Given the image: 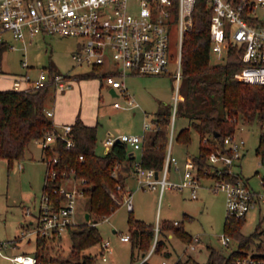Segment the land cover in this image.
I'll return each mask as SVG.
<instances>
[{
	"label": "built area",
	"instance_id": "2783aa9c",
	"mask_svg": "<svg viewBox=\"0 0 264 264\" xmlns=\"http://www.w3.org/2000/svg\"><path fill=\"white\" fill-rule=\"evenodd\" d=\"M211 9L209 19V49L215 62H224L233 46L239 53L241 66L236 72L239 80L259 83L264 88V0H206ZM195 0H0V55L7 48H24L36 35L57 34L74 37L78 41L71 57L76 64L87 65L97 70L101 80L115 88L118 96L126 98V104L118 100L113 105L135 106L137 101L128 92L124 78L130 74L160 73L168 69L172 58L169 45V29L176 25L178 30V52L174 77H181V44L183 33L192 23V11ZM2 50V51H1ZM24 64V62H22ZM92 70V71H93ZM0 71L1 65H0ZM73 73L40 69L34 77L22 74L12 77L14 89H36L43 86L54 90H65L74 78ZM77 77V76H76ZM181 96L178 86L173 95L171 106L168 142L161 169L144 167L139 158L134 159L132 171L137 187L157 188L159 195L166 187H188L191 197H196V188L201 185L200 178H211L210 186L224 192L225 216L227 218H245L250 210L264 205V190H253L239 172L233 169L235 162L243 153L245 140L235 135V131L224 137L226 150L214 148L207 154L209 167L196 173V164L190 155L183 160L180 179L170 177V171L179 170L178 158L172 151L173 121ZM51 116L52 111L46 110ZM152 122H144L143 133L108 134L103 144L109 148L115 141L126 142L133 150H141L145 130L152 127ZM71 123H63L59 129L66 147L73 144L68 134ZM41 149L47 148L55 141V134L48 132L34 139ZM132 150V151H133ZM79 158H83L80 153ZM46 169L44 182L55 179L58 174L54 164L57 155H45ZM157 171V176H155ZM59 183L53 185L52 191L62 196L57 201L50 199L47 191L42 190L40 204L34 217L25 224L17 237L5 239L0 237V256L9 259L12 264H40L42 260L30 252L15 251L7 253L8 247L17 246L21 238L33 233L36 236L50 237L66 234L68 228L76 224V198L80 195L83 177L64 170L60 173ZM79 185L66 187L63 180ZM264 187V175L260 180ZM117 188H121L118 183ZM123 201L128 209L132 208L131 192H123ZM27 215L31 214L28 207ZM178 221L174 220L176 224ZM23 225V224H22ZM158 224L155 226V235ZM121 240H128L129 234L120 233ZM199 240L192 235L187 246L194 248ZM222 245L228 246L233 240L223 231L219 235ZM155 242V238H154ZM154 244L148 251L153 250ZM97 253L103 260L112 251L108 239H101L96 244ZM175 262V261H174ZM173 262V264H174ZM47 264H52L48 262ZM226 264H264V254L252 248L230 257Z\"/></svg>",
	"mask_w": 264,
	"mask_h": 264
},
{
	"label": "rangeland",
	"instance_id": "374dc122",
	"mask_svg": "<svg viewBox=\"0 0 264 264\" xmlns=\"http://www.w3.org/2000/svg\"><path fill=\"white\" fill-rule=\"evenodd\" d=\"M77 39L70 36H60L57 34L36 35L31 43H27L24 48H7L1 54L0 85L10 86L11 77L28 74L31 77L37 75L40 69L58 72H91L94 68L76 64L71 57L76 49ZM169 45L172 50V58L168 64V69L160 73H141L125 76L124 81L128 92L135 98V106L114 107L113 101L118 100L121 104H126L123 95H111L108 91L109 85L101 80L97 70H93L91 75L79 76L73 74L70 80L71 87L65 90H54L50 88L45 102L63 116L70 110H75L72 123L77 115L91 117L96 124L95 151L103 152L107 148L103 144L104 138L108 134L118 135L120 133H143V123L151 122L156 110L165 103L172 106L173 95L176 91L180 79L174 77L176 68V57L178 52V30L173 25L169 29ZM210 61L215 62V57L211 54ZM24 62V64L22 63ZM181 78V77H180ZM181 100L183 96L180 94ZM178 106V105H177ZM178 108V107H177ZM80 110V111H79ZM80 112V113H78ZM83 116V117H82ZM56 126L62 122H67L66 117L53 119ZM186 116L176 114L174 118L173 132L187 125ZM264 132L263 119H255L251 122L239 121L236 125L235 135L243 137L245 140L243 153L235 162L233 169L246 179L248 185L255 191L264 190L260 180L264 175V148L259 145L260 132ZM152 132V127L145 130L148 136ZM128 150H133L127 146ZM258 148V151H256ZM198 150V134L191 130V142L182 145L173 138L172 151L178 158L179 170L170 171V177L180 179L183 160L186 155L194 154ZM135 159L139 158L140 150L134 149ZM41 147L37 141H30L26 149L25 156L20 160H14L10 165L6 159L0 158V237L11 239L15 235L25 230V224L33 218L40 204L42 186L46 164L40 158ZM204 176V175H203ZM202 176V177H203ZM79 178L75 182L70 179L63 180L66 187L73 184L79 185ZM202 184L196 188V197H191L188 187H166L159 195L157 188L137 187L133 177L129 179L131 188L132 209L129 210L123 201L120 202L107 216H98L95 222L101 239H108L112 251L107 254V259L103 260L97 253L96 244L84 249L81 255L70 253L71 240L68 233L53 241L55 244L50 250V255H60L65 260L51 261L52 264H77L82 259V255L91 252L92 259L87 264H134L143 254L145 255L159 237L163 238V245L159 250L152 251L145 263L138 264H173L176 259H191L203 263L207 260L210 247L219 248L229 252L236 244L233 240L228 246L222 245L219 235L224 229L225 208L224 192L220 189L211 188V178H202ZM128 192H126V195ZM28 207L30 215L25 213ZM85 202L80 195L76 198L75 220L84 219ZM153 224V238L149 247L142 254L140 251L133 259L130 258V240H121L120 233L129 232V215ZM94 217H89L88 220ZM174 220L186 232L197 235L200 239L194 248L187 246L186 241L180 236L173 234L169 229L163 228L167 235H162L159 230L164 223L172 224ZM23 223V225H21ZM158 230L155 235V226ZM241 230L249 234L257 230L258 236L255 241L264 244V205L254 208L246 213ZM171 233V235H168ZM30 237V240L27 238ZM155 238V242H154ZM20 251H30L35 248V236L33 233L25 235L19 243ZM255 249L254 244L252 245ZM134 248V254L137 253ZM169 251V254H164ZM11 253V249H6ZM0 264H12V262L0 256ZM187 264H190L189 261Z\"/></svg>",
	"mask_w": 264,
	"mask_h": 264
},
{
	"label": "trees",
	"instance_id": "16d2710c",
	"mask_svg": "<svg viewBox=\"0 0 264 264\" xmlns=\"http://www.w3.org/2000/svg\"><path fill=\"white\" fill-rule=\"evenodd\" d=\"M211 9L206 0H195L192 11V25L183 33L181 44V78L179 92L183 99L179 101L175 115H183L188 119L185 126L180 127L173 138L182 145L191 142V130L198 134V150L190 154L196 164V173L207 166V154L214 148L226 150L224 137L233 133L239 121L251 122L264 117V88L259 83L241 81L236 72L241 66L239 53L232 46L224 62H211L209 49V19ZM2 51V50H1ZM1 58V55H0ZM91 72L79 73L77 76H88ZM49 86L36 89H0V158L10 165L14 160L25 156L30 141L42 137L48 132L55 134L52 145L42 149L45 155H57L54 164L58 176L43 182L42 190L47 191L50 199L57 201L62 196L52 191L55 182L59 183L62 170L73 172L85 180L80 187V197L85 202V212L91 220L79 219L74 226L68 228L71 240L70 253L81 255L88 247L101 241L99 230L95 224L98 216H107L123 197L124 178L132 170L135 155H129L126 142L115 141L106 151H95L96 124L85 123L79 115L71 123L68 134L73 144L66 147L65 140L60 136L59 129L46 113L45 100ZM171 109L164 104L156 110L152 117V132L144 136L139 161L144 167L161 169L170 127ZM174 125V121H173ZM214 131L217 134H214ZM264 148V132L259 135V145ZM258 148L256 151H258ZM83 158H79V154ZM55 183V184H57ZM121 188H117V184ZM120 199V200H119ZM131 210V209H129ZM84 212V213H85ZM84 216V215H83ZM243 218L225 216L224 229L237 242L236 249L225 252L210 247L207 260L197 262L190 257L176 259L174 264H226L228 259L242 253L254 244L256 251L264 254V244L255 241L257 230L245 234L241 230ZM129 222V239L131 244L130 258L133 259L141 251L149 247L153 238V224L134 218L131 214ZM176 224L164 223L159 232L167 235L163 228L173 234L190 241L192 235ZM60 236H36L35 248L30 253L42 260L40 264L65 259L60 255H50L49 250L55 245L53 241ZM159 237L152 251L159 250L163 245ZM134 248H137L136 255ZM253 249V248H252ZM27 252V251H25ZM164 254H169L165 251ZM94 254L87 252L77 264H87ZM144 255V254H143ZM143 260L141 263H145Z\"/></svg>",
	"mask_w": 264,
	"mask_h": 264
},
{
	"label": "crops",
	"instance_id": "0c3cea01",
	"mask_svg": "<svg viewBox=\"0 0 264 264\" xmlns=\"http://www.w3.org/2000/svg\"><path fill=\"white\" fill-rule=\"evenodd\" d=\"M77 45H78V41H77V43H76V47H77ZM0 65H1V60H0ZM79 73H82V72H77V73H73V74H79ZM84 73V72H83ZM78 77V76H77ZM12 87V77H11V85L10 86H1L0 85V89H2V88H11ZM69 87H71V85L69 86ZM68 87V88H69ZM67 89V88H66ZM108 89H109V87H108ZM56 91V90H55ZM115 96H118V91H116V94H115ZM114 106V105H113ZM114 107H116V106H114ZM118 107H121V106H118ZM45 108H46V110H51L52 111V114H51V119H52V121H53V123H54V125H55V122H54V118H55V115H56V118H59V117H66L68 120H65V121H67V122H62L61 124H60V126H56L58 129H61V125L63 124V123H69V121H72V118H73V116H74V113H75V110H70L66 115H62L61 113H59V112H54V110L52 109V108H50L48 105H47V103L45 102ZM80 111V110H79ZM78 113H80V112H78ZM83 117V116H82ZM82 120L85 122V123H87V124H95L93 121V119L91 118V117H88V118H85V117H83L82 118ZM26 154V153H25ZM190 155V154H189ZM191 156V155H190ZM40 158H41V160L43 161V152H42V149H41V155H40ZM130 177H133L135 180H136V178H135V175H134V173H133V171L131 170V171H129L127 174H126V176H125V178H124V181H123V183H124V186H123V188H124V192L126 193V192H131V188L129 187V179H130ZM180 177H181V174H180ZM204 177H206V176H203V177H201L200 178V182L202 181V178H204ZM201 184H202V182H201ZM132 209V208H131ZM32 219V218H31ZM31 219H29L28 221H30ZM23 223H21V225H22ZM168 235H171V233H169ZM192 235V234H191ZM28 240H30V237H28L27 238ZM200 239V238H199ZM20 243V242H19ZM19 243L17 244V246H14V247H8V249H11V251L12 252H15V251H17V249H19V247L20 246H18L19 245ZM18 251H20V250H18ZM24 251V250H23ZM31 251V250H30ZM30 251H27V252H30ZM152 252V251H151ZM150 252V253H151ZM149 253V254H150ZM148 252L145 254V255H143L137 262H135L134 264H138V262L140 263V262H142L143 261V259H145V258H148Z\"/></svg>",
	"mask_w": 264,
	"mask_h": 264
},
{
	"label": "water",
	"instance_id": "95a60500",
	"mask_svg": "<svg viewBox=\"0 0 264 264\" xmlns=\"http://www.w3.org/2000/svg\"><path fill=\"white\" fill-rule=\"evenodd\" d=\"M108 91L110 92V94L111 95H115L116 94V90H115V88H113V87H109V89H108ZM214 134H217V132L216 131H214ZM108 148H106L105 149V151L107 150ZM129 155H131V156H133L134 155V151H129ZM155 176H157V171H155ZM84 217H85V219H89V213L88 212H85L84 213Z\"/></svg>",
	"mask_w": 264,
	"mask_h": 264
}]
</instances>
